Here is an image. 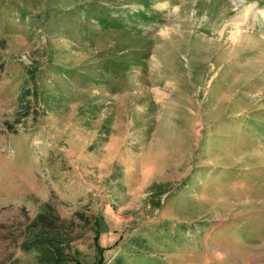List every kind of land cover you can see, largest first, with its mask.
Here are the masks:
<instances>
[{"label": "rangeland", "instance_id": "374dc122", "mask_svg": "<svg viewBox=\"0 0 264 264\" xmlns=\"http://www.w3.org/2000/svg\"><path fill=\"white\" fill-rule=\"evenodd\" d=\"M49 238L264 264V0H0V264Z\"/></svg>", "mask_w": 264, "mask_h": 264}, {"label": "trees", "instance_id": "16d2710c", "mask_svg": "<svg viewBox=\"0 0 264 264\" xmlns=\"http://www.w3.org/2000/svg\"><path fill=\"white\" fill-rule=\"evenodd\" d=\"M160 204V203H159ZM48 225H51V221L47 223ZM175 241L179 240V237L174 238ZM37 244H33L30 248L31 250H34L35 252H37V254L39 253V256L41 257V259L43 261H49L51 264H62L64 261L63 256H61V249L60 247H58L57 245H55L53 243L52 239H38V241L36 242ZM30 250V251H31ZM124 257H119L116 258L112 264H125L123 262ZM130 264V263H128Z\"/></svg>", "mask_w": 264, "mask_h": 264}, {"label": "bare ground", "instance_id": "6f19581e", "mask_svg": "<svg viewBox=\"0 0 264 264\" xmlns=\"http://www.w3.org/2000/svg\"><path fill=\"white\" fill-rule=\"evenodd\" d=\"M250 8L248 9V11H247V13H246V16L248 17L249 16V13H250ZM243 26V23H240V24H238V26H237V28H236V30H237V32L239 33V35L237 36L238 37V39H240L241 37V35H243V30L241 29V27Z\"/></svg>", "mask_w": 264, "mask_h": 264}]
</instances>
